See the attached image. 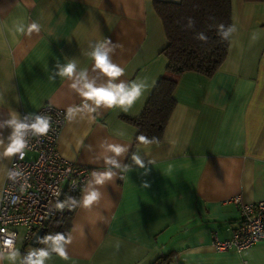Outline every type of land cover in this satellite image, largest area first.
<instances>
[{"label": "crops", "instance_id": "crops-1", "mask_svg": "<svg viewBox=\"0 0 264 264\" xmlns=\"http://www.w3.org/2000/svg\"><path fill=\"white\" fill-rule=\"evenodd\" d=\"M154 1L0 0V189L16 124L46 103L67 112L58 152L89 172L60 241L67 259L55 241L33 246L19 227L0 264H24L40 250L44 264H152L169 254L170 264H264V241L240 252L211 246L212 233L227 239L238 224L234 197H264V1L231 0L223 62L209 77L180 74L162 138L140 143L126 118L140 115L167 65ZM97 48L120 76L95 68ZM69 63L72 75H62ZM85 83L140 91L131 105L108 107L86 99ZM93 191L97 200L85 206Z\"/></svg>", "mask_w": 264, "mask_h": 264}, {"label": "built area", "instance_id": "built-area-1", "mask_svg": "<svg viewBox=\"0 0 264 264\" xmlns=\"http://www.w3.org/2000/svg\"><path fill=\"white\" fill-rule=\"evenodd\" d=\"M49 123L46 134L34 133L30 125L36 118ZM67 112L46 103L33 115H22L19 124L29 127L22 130L26 146L21 153L13 154L3 185L0 189V251L14 247L17 228H23L28 241L50 218L69 211L67 195L80 194L89 176L88 168L74 164L58 152V140ZM31 154L29 157L28 155ZM238 224L231 236L220 239L211 235V246L216 251L240 252L264 241V197L256 202H240Z\"/></svg>", "mask_w": 264, "mask_h": 264}, {"label": "trees", "instance_id": "trees-1", "mask_svg": "<svg viewBox=\"0 0 264 264\" xmlns=\"http://www.w3.org/2000/svg\"><path fill=\"white\" fill-rule=\"evenodd\" d=\"M153 7L162 22L167 41L161 50L167 65L140 115L126 118L137 128L136 141L140 143L141 135L148 143L162 138L175 106L173 91L180 74L193 71L209 77L218 69L226 56L232 27L231 0H155ZM64 200L69 211L45 223L40 245H50L58 235L64 239L69 232L79 194L67 195ZM171 261L172 255L169 254L152 264H170ZM24 264H28V256Z\"/></svg>", "mask_w": 264, "mask_h": 264}, {"label": "clouds", "instance_id": "clouds-1", "mask_svg": "<svg viewBox=\"0 0 264 264\" xmlns=\"http://www.w3.org/2000/svg\"><path fill=\"white\" fill-rule=\"evenodd\" d=\"M39 30L38 25L33 23L29 26V31ZM234 30V29H233ZM227 35V33H225ZM93 59L95 61V68L99 69L101 73L105 74L108 77H118L122 74V69L117 65L113 64L109 57L107 51H102L100 48H97L92 53ZM75 65L69 63L66 67L61 70L62 75L71 76L74 71ZM84 88L87 89L83 92V95L88 100H92L95 104L100 105L104 104L105 106L112 107L114 105H131L139 95V88L133 86L131 88H126L123 84L119 86H108V87H94L92 83H85ZM127 111V109H125ZM15 123V121H13ZM29 127L25 124H16V131L12 138V142L8 145L5 154L11 156L15 153H21L23 157V149L26 146L25 140L23 139L22 130ZM30 128L34 133L37 134H46L49 130L48 120L45 118H36V121L30 125ZM139 140L142 143H148V140L145 136L141 135ZM111 150L119 155L125 149L120 146H112ZM133 160L136 164L143 167V164L138 156L133 155ZM115 163V161H112ZM111 174L100 175L97 177V183H103L105 179L110 178ZM97 200V193L95 191L89 193L84 200L85 206H90L94 201ZM63 240L62 236L55 237V243L58 247L55 248V251L62 259H67L65 251L60 245V241ZM36 255V259H32V255L28 257V264H44V259L48 257V252L45 250H40Z\"/></svg>", "mask_w": 264, "mask_h": 264}, {"label": "water", "instance_id": "water-1", "mask_svg": "<svg viewBox=\"0 0 264 264\" xmlns=\"http://www.w3.org/2000/svg\"><path fill=\"white\" fill-rule=\"evenodd\" d=\"M44 234V228H39L30 238V244L33 246H37L38 243L41 241Z\"/></svg>", "mask_w": 264, "mask_h": 264}]
</instances>
